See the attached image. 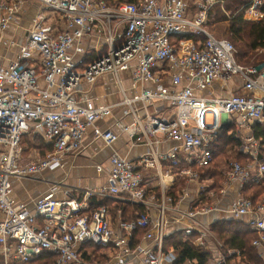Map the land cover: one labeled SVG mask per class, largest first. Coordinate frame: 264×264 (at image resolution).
<instances>
[{
    "label": "built area",
    "instance_id": "1",
    "mask_svg": "<svg viewBox=\"0 0 264 264\" xmlns=\"http://www.w3.org/2000/svg\"><path fill=\"white\" fill-rule=\"evenodd\" d=\"M28 2L42 6L32 28L22 40L8 37ZM235 2L0 0V264H38L46 251L57 256L56 264H196L182 260L179 242L202 248L207 264H251L214 231L229 218L254 231L252 247L264 264V194L247 193L264 182V146L252 133L239 135L264 123V65L242 64L235 44L209 29L217 6L228 18L263 20L264 0L228 8ZM47 11L58 17L56 32ZM94 39L104 44L87 45ZM108 73L121 98L95 103L88 92ZM235 77L243 81L239 91L211 94L216 82ZM117 110L122 115L113 126L97 125ZM233 125L251 161H230L217 190L206 169L215 165L216 146ZM91 127L107 146L124 133L130 147L148 151L129 157L114 150L107 165H96L106 184L79 197L59 196L53 186L31 209L14 196L15 180L78 155ZM30 132L52 150L25 163L21 143ZM163 144L170 146L161 150ZM224 197L230 202L222 206ZM107 200L144 211H114ZM215 211L225 217L210 219ZM89 246L103 259L93 260Z\"/></svg>",
    "mask_w": 264,
    "mask_h": 264
},
{
    "label": "crops",
    "instance_id": "2",
    "mask_svg": "<svg viewBox=\"0 0 264 264\" xmlns=\"http://www.w3.org/2000/svg\"><path fill=\"white\" fill-rule=\"evenodd\" d=\"M34 4L33 7L30 4ZM25 8L23 11L18 13V19L19 23L17 25H14L12 30L8 31L6 35L8 37H13L15 39H24V37L27 35L28 30L32 28L33 25V18L37 14V12L42 9L40 3L36 2H28L24 6ZM47 16L49 19L50 27L56 32L58 31L59 25H58V17L55 13L47 11ZM2 34L0 30V35ZM104 44V40L102 39H94L89 42L90 47L92 46H102ZM9 53H6L8 57H14V53H12L10 50H6ZM98 54V52L96 53ZM4 61H8L6 57H4ZM243 81L239 77L232 78L231 80H228V84L223 85L222 82L219 80L215 83L211 90V94L218 96V95H226L227 93L231 91H239L242 87ZM126 85L131 88V80L128 79L126 81ZM146 87L153 88L151 84H146ZM132 91V89H131ZM89 95L93 98L95 103H111L118 101L121 96L118 92V87L115 82V78L112 73L105 74L98 78L97 82L95 83L94 87L88 92ZM122 112L121 110H117L113 117L107 118L105 120H101L97 122V125L102 128L111 127L114 125L115 120L121 118ZM231 130L225 129V132L223 133L222 138L220 139V142L224 139L225 136H232L234 135L235 139L234 143L236 144L232 150H228V154H231L232 151L239 153L243 159L244 157H247V161H241L235 157H231L228 159L225 167V169L228 168L230 161L237 160L244 164H247L251 161L250 156H247L245 153H243L240 149L241 147V137L238 136V132L236 131V134H234V130L236 129V126L233 125ZM254 134L253 128L252 129H246L241 130L240 134L242 136L245 134ZM232 142V144L234 145ZM170 146V144H163L160 149L166 150ZM229 147V146H228ZM114 150L119 151L122 155H126L129 157H138L140 155L145 154L148 150L146 146L144 145H135L130 147V140L128 136L124 133H122L121 137L117 142L114 143L112 147L107 146L102 140H95L93 128H89L86 136L83 141V148L82 151L76 155V156H70L65 160V163L62 167H58L55 170H45L41 172L40 174H37L33 177H28L30 180L37 181L39 184H37L33 189L30 188H24V190L16 189V183L22 182L21 184H27V180L20 178L15 180L13 185V193L14 196L20 200L21 202L27 204L31 209L34 208V201L47 192L51 187L56 186L59 190L57 191V195L62 196L64 191H69L70 194L73 195V197H79L81 196L82 190L85 188H93L97 186H102L106 184L107 182V175L104 173H99L96 169V165L99 163L108 164L109 157L111 156L112 152ZM101 153V154H100ZM100 154V155H99ZM38 154L30 155V157H24L23 156V162H30L38 159ZM215 164L216 160L218 159L215 157ZM249 158V159H248ZM91 170V171H90ZM211 177V175H205ZM214 179V188L217 190L221 186V182L219 184V187L217 186V178L215 176H212ZM223 180V179H222ZM181 187H184L186 185V182L183 180L181 182ZM264 184V182L262 183ZM261 185V184H260ZM15 187V190H14ZM247 193L254 196L255 198H259L262 194L258 193L257 190H255V186L248 187ZM229 197H231L229 195ZM109 201V202H108ZM108 204L113 208L114 211H120L121 208L126 209L128 212L127 214L136 212L134 210H131L130 207L133 206V204H116V202L112 200H107ZM230 202V198L224 197L221 200V205L225 206ZM130 205V206H129ZM117 213V212H116ZM123 213V210H122ZM225 217V214L220 211L214 212V219L215 221L219 218ZM231 219V218H229ZM227 220V219H222ZM93 260H102L103 256H98L96 252H94V256L92 257ZM41 263V260H40ZM45 263V262H44ZM39 264V260H38Z\"/></svg>",
    "mask_w": 264,
    "mask_h": 264
},
{
    "label": "trees",
    "instance_id": "3",
    "mask_svg": "<svg viewBox=\"0 0 264 264\" xmlns=\"http://www.w3.org/2000/svg\"><path fill=\"white\" fill-rule=\"evenodd\" d=\"M125 1L136 2L138 0ZM240 2L241 0H236L234 5H236L237 3L240 4ZM218 22L231 23V38L235 42L239 41L243 43L248 48V50L244 52V56H248L250 53H252V51L255 52L259 49L264 50V19L261 21H245L240 14L234 16L233 18H228L221 11L220 7L217 6L212 11L209 21V29L215 26ZM253 132L255 137L260 140L264 146V123H258L254 125ZM235 139L236 138L234 135L224 137V139L216 146L215 149V154L218 158L216 160V164L211 168L206 169L207 175L215 176L217 178L218 187L224 177V167L228 159L231 158L232 153L235 158L241 161H247V157H244L245 159H243L239 153L237 154L234 151H232L231 154H228V150H232V148L236 145L234 143ZM232 142L234 143V145L232 144ZM44 144L46 146L44 154L45 156L47 152L52 150V147L45 142ZM255 190H257L258 193L264 194V184L255 186ZM105 203L107 202L105 201ZM130 209L139 213H143L144 211L143 207L139 205H133L130 207ZM214 231L227 247L241 250L243 255L247 257L249 263L262 264L260 259L258 258L256 249L252 247L251 243L254 237V231H252V229L244 221L236 219L220 220L215 223ZM177 246L183 253L182 260L190 259L196 260V264H207V254L203 251L202 248L197 247L193 244L182 242H179ZM56 259L57 256L54 253L46 251L39 258V264H56Z\"/></svg>",
    "mask_w": 264,
    "mask_h": 264
},
{
    "label": "rangeland",
    "instance_id": "4",
    "mask_svg": "<svg viewBox=\"0 0 264 264\" xmlns=\"http://www.w3.org/2000/svg\"><path fill=\"white\" fill-rule=\"evenodd\" d=\"M32 7L34 4H30ZM238 5V3L236 4ZM235 5L230 6L229 8L233 10ZM25 8V7H24ZM231 10V11H232ZM210 31L213 32L216 36L229 39L230 41H233L235 44L237 51H238V59L242 64L245 65H264V51L256 50L255 52L252 51L248 56H244V52L248 50V48L241 42H235L232 37V28L230 22H218L215 26L210 28ZM234 134H236V131H234ZM37 134L30 132L25 134V136L22 139L21 148L23 150V156L30 157V155L38 154V157H43L45 154V144L44 140L41 136H36ZM40 139H39V138ZM101 154V153H100ZM99 154V155H100ZM231 157L233 156V153L231 154ZM91 171V170H90ZM25 179V178H23ZM27 180V178L25 179ZM27 184H21L22 182L16 183V189L24 190V188H30L33 189L37 184H39L37 181H34L33 179L30 180L28 178ZM15 190V187H14ZM214 218V212L211 214L210 219ZM204 222H206V218L203 219ZM89 250L91 252H96L98 256H100V252L96 250L95 246H89Z\"/></svg>",
    "mask_w": 264,
    "mask_h": 264
}]
</instances>
